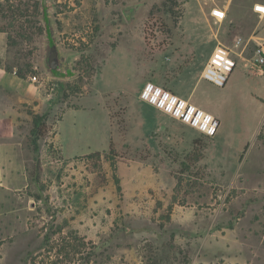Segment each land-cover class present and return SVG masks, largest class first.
<instances>
[{
	"label": "rangeland",
	"instance_id": "1",
	"mask_svg": "<svg viewBox=\"0 0 264 264\" xmlns=\"http://www.w3.org/2000/svg\"><path fill=\"white\" fill-rule=\"evenodd\" d=\"M185 1L1 2L3 65L22 78L20 90H0L16 125L5 129L0 264H264V72L248 46L224 87L201 79L216 45L210 27L224 20L203 23V0H187L186 34ZM228 28L218 40L231 45ZM50 41L73 55L70 68L47 69ZM148 80L179 95L195 86L219 114L216 134L143 109L135 97ZM30 111L49 125L38 140L42 198L25 172ZM194 138L203 157L183 165ZM96 151L107 153L82 156Z\"/></svg>",
	"mask_w": 264,
	"mask_h": 264
},
{
	"label": "crops",
	"instance_id": "2",
	"mask_svg": "<svg viewBox=\"0 0 264 264\" xmlns=\"http://www.w3.org/2000/svg\"><path fill=\"white\" fill-rule=\"evenodd\" d=\"M0 2H2V0H0ZM202 3L203 4L201 5L200 21H202L203 23H206L207 25H212L213 22L217 23L213 19V17L210 15V10L213 7L215 6L221 7L226 12V16L223 19L224 21L222 20L223 23H220L218 25L219 30L218 29L214 30L212 27H210V30L213 33L214 38L216 39V43L219 41L218 36L220 33V29L223 33L229 30L228 27H230V30L234 31L232 33L233 38L236 36H239L240 34H237V33L240 31V33H243V35H240V36L244 37L245 39H249L251 41L250 46H259L261 47L264 53V14L259 15L258 13L254 12L252 8L254 3L264 4V0H203ZM183 6H184V11H183V14L180 20V24L182 25V31L187 34L188 30L186 29V26L183 20L187 6H188L187 0L183 3ZM244 16L253 17L255 19L254 23L253 24L251 23L249 24L248 22L246 23L244 21V18H245ZM221 24L224 25L225 27L224 26L221 27ZM7 47H8V34L5 30H0V90L3 94H6V95H8V92L12 89H18V90L21 89L20 88L21 87L20 77H18L16 74L8 72L3 65V57L7 51ZM211 52L212 50H210L207 56V60ZM142 85L143 83L141 82V85L139 86L137 95L135 97V101L140 103L143 109L151 110L152 112H155L158 114L159 113L165 114L161 112L160 110L156 109L154 106L150 105L149 103L145 101H142L139 98V91ZM169 89H172V87L169 86ZM180 96L190 100L191 102L195 103L196 105L200 107H203V109L209 111L215 117L220 119L219 114L216 111L212 110L208 105L205 104V102L199 100L196 97V87L195 86L192 87V89L189 90V92H182ZM20 99L24 100L23 97ZM8 104L9 102L7 101V99L3 100L0 98V180L3 178V181L5 182H6V179H5L6 176L4 175V172L8 169L10 154L12 153V147H10L11 144L8 140H6V137H5L8 131H6L5 129L6 128L10 129L16 126L13 120H11L12 118L11 119L9 118L8 113L12 111V107L11 106L9 107ZM80 107L82 106H80L79 104H74V106L69 109H79ZM105 108L108 110L106 105H105ZM165 115L167 119H170V121L173 120V121L179 122L175 119H172L167 114ZM108 117H109L111 129H112V121L110 120L109 112H108ZM161 126L162 124L158 125L157 127L160 128Z\"/></svg>",
	"mask_w": 264,
	"mask_h": 264
},
{
	"label": "built area",
	"instance_id": "3",
	"mask_svg": "<svg viewBox=\"0 0 264 264\" xmlns=\"http://www.w3.org/2000/svg\"><path fill=\"white\" fill-rule=\"evenodd\" d=\"M252 8L259 15L264 14L263 3H254ZM210 15L216 22H220L225 18L226 12L215 6L210 10ZM248 46V39L240 35L232 39L231 45L218 41L201 71L200 78L217 87H224L237 65L235 55L242 56ZM247 60L253 67L264 72V53L261 47L252 46ZM139 98L205 136L213 137L220 125L218 118L209 111L152 81L143 83Z\"/></svg>",
	"mask_w": 264,
	"mask_h": 264
},
{
	"label": "trees",
	"instance_id": "4",
	"mask_svg": "<svg viewBox=\"0 0 264 264\" xmlns=\"http://www.w3.org/2000/svg\"><path fill=\"white\" fill-rule=\"evenodd\" d=\"M2 1H7V0H2ZM1 5V2H0ZM37 5H39L40 9H41V13L44 14V11L46 10L45 7V2L44 1H37ZM38 7V11L40 10ZM46 21V20H45ZM49 27L47 25H45V31L46 34L49 33ZM0 30H4L1 29ZM6 31V30H5ZM7 32V31H6ZM8 34V33H7ZM10 36L8 35V42H9ZM50 43H53V41H50ZM56 71H52L51 73H55ZM70 71L66 70V74H69ZM18 77L22 78V74L21 73H17ZM30 113V117H31V123H32V127L30 129V134H29V145L32 147V150L35 153V156L33 158V163L30 166H28V164H25V172L27 174V179L30 183H33L36 188L38 189V193L36 195H34V197L36 198H42L41 195V190L39 189V184H40V170H41V164H40V160L38 157V140L42 137H44L46 135V133L49 131V125L45 120V116L43 114H38V113H34V112H29ZM110 116V114H109ZM111 119V116H110ZM60 120V119H59ZM125 122V121H124ZM118 125V123H116ZM119 126V125H118ZM125 126V124H124ZM125 131V129H124ZM203 146L201 145V142L197 139L194 138L192 140V147L190 149V151L188 153H186L184 159H183V165H188L187 163L190 164H195L197 163L202 157H203ZM102 153H107L105 151H96L94 153H89V154H85L82 156H93V155H101ZM108 158L110 157V160L113 159V157L115 156L116 152H115V142L110 138L109 140V144H108ZM186 163V164H185ZM46 241L48 240V237H45Z\"/></svg>",
	"mask_w": 264,
	"mask_h": 264
},
{
	"label": "water",
	"instance_id": "5",
	"mask_svg": "<svg viewBox=\"0 0 264 264\" xmlns=\"http://www.w3.org/2000/svg\"><path fill=\"white\" fill-rule=\"evenodd\" d=\"M46 18H49L48 13L45 14ZM48 26H51V22H47ZM73 58V55L64 54L60 46L53 42L49 45L47 50V57H46V66L47 69L52 72L54 70H64L70 68V62Z\"/></svg>",
	"mask_w": 264,
	"mask_h": 264
},
{
	"label": "flooded vegetation",
	"instance_id": "6",
	"mask_svg": "<svg viewBox=\"0 0 264 264\" xmlns=\"http://www.w3.org/2000/svg\"><path fill=\"white\" fill-rule=\"evenodd\" d=\"M54 71H57V70H54Z\"/></svg>",
	"mask_w": 264,
	"mask_h": 264
}]
</instances>
